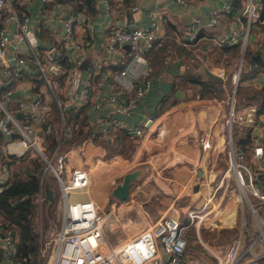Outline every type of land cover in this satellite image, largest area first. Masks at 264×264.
<instances>
[{"label":"built area","instance_id":"2783aa9c","mask_svg":"<svg viewBox=\"0 0 264 264\" xmlns=\"http://www.w3.org/2000/svg\"><path fill=\"white\" fill-rule=\"evenodd\" d=\"M221 1L223 6L213 9L207 20H193L189 32L190 39L185 43L198 42L203 36L209 38L206 35L199 36V33L207 32L212 26H216L225 14L232 11L234 2L240 3L236 17L241 26L224 35L218 36L215 33L211 37L215 43L231 46L238 43L242 37L245 48L252 23L258 20L264 25V0ZM18 2L19 0H0V166L10 160V155L21 157L29 152L38 154L45 161L44 171L51 169L60 183L62 222L54 237L52 255L49 260L47 258L45 264H190L192 257L187 253L188 229L192 225L181 220L178 215L162 214L126 239L115 244L110 242L105 223L106 216L113 211L109 208L111 201L105 209L98 202L99 188L96 186L92 168L96 164L95 160L86 161V165L80 163L72 166L70 170L68 168L71 162L67 163L70 153L85 161V143L88 139L81 138V141H84L82 147L80 141L59 152L57 145L51 156L46 154L47 139L55 127L51 115L54 104L60 111L62 126L64 114L70 109L82 107L86 115H89V112L101 113L90 123L97 125L100 138L109 137L111 131L119 128L140 136L144 128L150 127L155 119L152 116L144 118L136 125L130 124L126 118L132 114L153 85L152 66L144 53L162 44L157 28L158 11H152L153 21L146 27L107 28L105 42L112 51L123 44H129L133 49L130 53L132 59L123 69L118 72L109 71L105 68V61L101 60L93 71L84 72L81 69L82 57L90 52L92 45L90 40H79L76 27L77 24L83 23L85 14L71 13V6L58 0H41L43 17L39 26L52 30L54 38L64 43L63 57V53L56 50L54 45L39 44L37 33L30 26L32 18L29 6L26 5L21 11L18 9ZM106 5L109 9L112 8L109 0ZM136 8L133 6V9ZM259 35L264 36V29H260ZM63 58L66 59L64 65L61 62ZM238 74L237 72L233 75L235 84ZM219 76L223 82L226 81L225 70H221ZM255 82L264 85V78L259 76ZM103 83L109 85L108 92L99 91V86ZM229 99V109L223 121L228 131V181L224 195L230 190V179L234 178L238 205L241 215H244L241 222L243 229L238 232L231 245H218L214 249H208L216 259L214 264H264L261 261L264 257V132L252 135L249 145L252 155L247 157L246 150L237 146L234 141L233 126L237 124L241 130H247L249 127L252 129L258 107H238L235 103V93H232ZM19 113L23 114L18 115ZM82 126L81 136L86 130V126ZM204 145L208 146L207 143ZM53 157H56V163L53 162ZM5 169L0 178V191L9 177V171L6 172ZM215 196V192L210 195L209 201L213 203L207 201L201 210L189 212L198 229H207L206 225H203L206 217L214 210H220L225 199H215ZM47 200L42 182L35 196L40 217ZM120 202L113 201L115 206L120 205ZM211 209L213 211H209ZM247 216H252L259 227L255 237L252 234L255 231ZM128 221L132 223L133 219L128 218ZM196 224L194 225L197 229ZM38 229L39 249L34 256V264H42V258L50 245V241L43 238L41 221ZM244 233L251 237V241L245 245L241 243ZM0 264H28V258L18 252L16 232L6 228L2 220Z\"/></svg>","mask_w":264,"mask_h":264},{"label":"crops","instance_id":"0c3cea01","mask_svg":"<svg viewBox=\"0 0 264 264\" xmlns=\"http://www.w3.org/2000/svg\"><path fill=\"white\" fill-rule=\"evenodd\" d=\"M95 1L96 7L99 9L97 15L85 14L83 23L77 24L76 27V35L79 40H90L92 45L90 52L82 57L81 69L84 72L93 71L101 60L105 61V68L109 71L118 72L123 69L126 63L132 59L130 53L133 52V49L129 44H123L112 51L105 42L107 28L112 26L146 27L153 21L151 16L153 10L158 11L157 28L162 43L163 41L167 42V48L169 51L171 50V57L165 58L157 67L152 66L153 85L134 108L132 114L126 118L133 125L142 122L148 116L155 118L150 127L144 128V132L139 136V143L135 145L131 157L116 155L112 158L103 159L105 147L102 144L92 140L85 143V155L96 157L97 161L105 162L115 172L109 177L112 178V181L102 187L105 183V177L103 178L102 174L93 169L94 180L97 188H99L97 199L99 191L104 190L103 193L107 194L108 202L111 201L109 208L113 210V213L119 212V215H124V211L131 209L130 207L137 201L131 196L134 193H136V197L140 196L143 206H147L149 209L153 208V205L148 202L150 199L155 205L156 199L161 198L165 200L168 206L162 210L159 209L157 213L152 209L153 211L150 212L153 215L148 214L151 221L162 214H172L178 215L181 220L194 225L196 221L193 222L189 212L201 210L207 201L213 203L209 199L210 195L215 192V199L219 197L225 199H223L222 204H225L224 209L209 213L203 225H206L207 228L212 227V231L217 234L225 232L222 225H232L236 222L239 207L236 190L233 200L229 199L231 195L228 199V195H224L225 187L222 193L218 192L228 181L226 174L228 158L226 153L225 163L220 164L219 158L224 152H222V148H216L217 144L214 141L215 139L217 141L225 139L226 141L228 131L223 122L225 116L223 109L218 108L217 105L222 104L223 101L229 104L231 94L235 93V103L238 107L241 105H246L245 107L256 105L258 107L252 129L249 127L247 130H239L240 137L234 139L237 146L243 147L247 157L250 158L252 149L249 145L252 142V135H259L264 132V85L255 82L259 76L264 78V36L259 35V31L261 28L264 29V25L258 20L252 23L245 48L242 37L238 43L231 46L215 43L211 38L215 33L218 36L224 35L241 26V22L236 17L240 3L234 2L232 11L225 14L216 26H212V29L207 32L199 33V36L206 35L209 38L203 36L198 42L185 43L190 39L189 32L193 20L197 18L207 20L213 9L223 6L221 0H185V2H177L176 0H109L112 7L110 9L106 5L108 0ZM20 3L29 6L32 18L30 26L35 32H39L41 30L39 21L43 17L40 9L42 7L41 0H19L18 9L23 11ZM133 6L137 8L133 9ZM71 10V13H75ZM244 33L245 30H243ZM49 35L54 38L52 30L48 32L46 37H43V41L46 38L45 43L50 42L47 41ZM145 53L144 56L146 57ZM257 54H261L262 63L254 62L253 58ZM240 63H242L241 66ZM187 70L197 72L199 77L214 80L217 94L211 98L200 97L199 88L184 80V74ZM221 70H225L227 74L225 82L220 79L219 72ZM237 72L239 73L238 81L235 84L233 75ZM163 83H167V90L163 89ZM109 89V85L106 83L99 86L101 93L108 92ZM178 91H181V93L179 92L180 97L176 96ZM242 91L245 94L241 93ZM220 95L225 96V98L219 97ZM163 99L165 101L160 105ZM161 106L162 111L159 112ZM218 113H222L221 120ZM100 115L101 113L98 112H89V122L91 123ZM218 119L221 121L220 123H217ZM83 124L82 121L80 133L83 131ZM218 128L219 133H217ZM80 141L81 139L76 144ZM243 141H246L245 145ZM205 143L208 146H205ZM83 145L84 141H81V147ZM216 154L218 156L217 161H215L217 159ZM69 158L71 160L68 165L69 170L72 166L80 164L78 162L81 159L80 156L70 153ZM13 165L14 163L6 161L5 171L8 172ZM96 167H98L96 164L94 167L92 166V168ZM103 167L101 171L105 172L106 168ZM136 169L140 173L132 183L131 195L128 200L115 206L113 203L115 200L110 199V191L105 192V189L102 188L110 187V185L113 188L122 180V174ZM2 176L3 174L0 175V178ZM232 180L234 181V178L230 179L229 188L232 185ZM105 201L103 198L98 199L102 206ZM107 205L103 208L105 209ZM116 207L119 210H115ZM208 207L211 208L210 205ZM243 217L244 215H241L239 210V231L241 232ZM150 220L146 224L150 223ZM144 226L145 224L142 227ZM196 226V238L190 241L194 246L189 248L192 250L199 249L196 251L204 254L205 250H209L208 245L204 243L202 229H198L197 224ZM138 230L139 228L136 231ZM236 235L237 233H235V237ZM246 238L245 235L241 241L244 245L248 241ZM232 241L230 242L232 243ZM195 242H198L197 245ZM230 242L218 245L227 247L231 245ZM189 262L190 264L207 263L202 259L198 261L191 259Z\"/></svg>","mask_w":264,"mask_h":264},{"label":"trees","instance_id":"16d2710c","mask_svg":"<svg viewBox=\"0 0 264 264\" xmlns=\"http://www.w3.org/2000/svg\"><path fill=\"white\" fill-rule=\"evenodd\" d=\"M67 3L72 7L73 12H82L88 15H97L98 8L96 7L95 0H58ZM19 7V5H17ZM23 9L26 5H20ZM47 28L41 25V30L37 33L39 44L45 43L46 38L43 41V37H46L48 32ZM48 43L46 45H54L56 50L60 51L64 55L65 45L62 41H58L51 35L47 37ZM85 40V39H82ZM167 42L162 43L161 46L151 49L145 53L151 66L157 67L161 61L165 58L171 57V50H168ZM62 59V64L66 61ZM64 65V64H63ZM68 66V64H66ZM70 66V65H69ZM184 80L199 88V96L202 98H211L217 94L215 81L207 78L199 77L197 72L187 70L185 72ZM244 93L245 92H241ZM254 93V92H253ZM252 93V94H253ZM193 95V94H191ZM163 99L160 105L163 104ZM162 111V106L159 108V112ZM84 113V108L70 109L64 114V122L62 126L61 115L58 107L54 104L52 109V120L55 123L53 133L47 139L46 154H52L57 145L63 143L62 151H65L76 144L79 138L80 124L83 121L86 126V130L83 134L84 138L92 140L95 143L102 144L105 147V153L103 159L112 158L116 155H122L124 157H131L135 145L139 143L140 137L126 129H116L109 133V137L100 138L97 132V125H91L89 122V116ZM84 118L82 119V116ZM246 144V141H243ZM64 149V150H63ZM59 151V152H62ZM8 162L14 163L9 170V177L4 183V188L0 191V219L6 228L14 230L18 238V252L20 255L28 258V264H34V256L39 249V229L37 227L38 221V205L35 202V196L43 182L44 186L48 183L51 187L52 180L55 179V175L49 176L45 171V161L38 154L25 153L21 157L9 156ZM6 162V161H5ZM4 162V163H5ZM123 178V177H122ZM58 201L54 200L49 203L50 206L54 205ZM40 219V218H39ZM40 224V222H39ZM196 227L192 225L189 228L188 238L192 241L196 238ZM238 232L237 227L231 229H225V232ZM202 235L204 239L208 238L206 228H202ZM223 231V230H221ZM248 240V238L246 239ZM189 246V245H188Z\"/></svg>","mask_w":264,"mask_h":264},{"label":"rangeland","instance_id":"374dc122","mask_svg":"<svg viewBox=\"0 0 264 264\" xmlns=\"http://www.w3.org/2000/svg\"><path fill=\"white\" fill-rule=\"evenodd\" d=\"M219 97L225 98V96H223V95H220ZM217 107L223 109V114H226L227 111H228V104L225 103L224 101L222 102V104H218ZM221 114H219L220 120H221V117H222ZM220 120L218 119L217 123H220L221 122ZM239 130H241V129L238 127V125L234 124V126H233L234 139H238L240 137L239 136ZM217 133H219V128H218V132ZM81 138H84V136H81V134H79L78 140L81 139ZM63 143L64 142H62L60 146L58 145L57 148H58L59 151H62ZM214 143L217 144L216 145L217 149L222 148V152H224L219 158L220 164L223 165L225 163V160H226V159H224V157L226 156V153H227L228 141L227 140L225 141V139L217 141V139H215ZM49 156H51V154H49ZM216 156H217V154H216ZM92 159L95 160L96 165H98V167L94 168V171H98L100 174L103 175L102 176L103 178L105 177V183L102 185V187L103 186L105 187L106 184H108V183H110V181H112V178H109V177L111 175L115 174L114 169L113 168L112 169L109 168L110 165H107L105 162L99 161V163H98L96 157H89L88 155H86L85 161L79 160L78 162L79 163H83L84 165H86V163H87L86 161L91 162L90 160H92ZM214 160L215 159L213 158V161ZM217 160H218V156H217V159L215 161H217ZM70 161L71 160H67V163L70 162ZM53 162L56 163V157H53ZM4 166H5V163L2 166H0V174L4 173ZM103 166H105V168H106L105 172L101 171L104 168ZM46 173L49 176L54 174L53 171H51V169H49ZM224 187L225 186L220 188L218 190V192L222 193ZM51 188L53 189L55 200L58 199V201L54 205L50 206L49 205L50 202L47 200L44 203L43 207H42L41 217H40V214H39L38 215V221H37V227L39 226V222L41 221L44 240L45 241L46 240L50 241V245L46 249L45 256H43V258H42V264H45L47 258L49 260V256L52 255L51 250H52V248L55 245L54 244V241H55L54 237L56 236V232L60 228L61 222H62V213H63L62 209H63V207H62V202H60L61 201V189H60V183H59V181H58L56 176H55V179L52 180ZM102 189H105V192H107V191L109 192L110 191V195H111L110 199H113L116 202H120L121 201L120 199H117L112 194L111 185H110V187L107 186L106 188H102ZM235 190L237 191L236 184H235V181L232 180V185L230 187V190L227 191V195H228L227 199H228L229 195H231V198H229V199L233 200L234 195H235L234 194ZM103 192H104V190H100L99 191L98 199L99 198L105 199L106 201L103 203V206H105L108 203V197H107V194L103 193ZM131 196H132V198L136 199L137 201H135L133 203V205L130 207L131 209H129L127 211H124V215H119V212L118 213L111 212L110 214H108V216H106L105 228H106L107 236H108V238H109L111 243H114V244L118 243L119 241H121L124 238L128 237L131 233L136 231L138 228L139 229L142 228L143 224H146V222H148V220H150L148 214L153 215L150 212L152 209L154 210L155 213H157V212H159V209L162 210L163 208H166L168 206L164 199H161V198L159 200L156 199L157 201L155 202V205H154L153 201H151L152 199H150L148 202H150L153 205V208L149 209V208H147V206H143L142 199L140 198V196L136 197V193L132 194ZM227 199H226V201H227ZM101 202H103V201H101ZM224 206H225V204L222 205L220 207V209H224ZM238 207H239V205H238ZM245 208H246L245 210H246V213H247L248 212L247 206ZM115 210H119V209H117V207H116ZM239 210H240V207H239ZM239 210H238V213H237V216H236L237 217L236 222L234 224H232V225H224L223 224L222 225V227H223L222 229H231L233 227H237L238 231L240 230V227H239ZM105 211L108 213L107 210H105ZM215 212H216V210L213 211V213H215ZM240 213H241V210H240ZM251 214L255 217L254 213L251 212ZM128 218H132L133 222L129 223ZM247 218H249V223L252 225V227H253V229L255 231V232H252L253 236L255 237L256 234L259 232V227L255 225L254 219H253L252 216H247ZM207 224H209V223H207ZM135 228H137V229H135ZM207 231H209L211 233H205V234H208V238L204 239L205 242L204 241L203 242L208 245L207 247H212L213 249L216 246H218V244H220V243L221 244L222 243H228V242L232 241V239L235 238V234L233 232H231L230 230L228 232H219V234H217L216 232L212 231V227H211V228H207ZM188 234H189V229H188ZM237 234H238V232H237ZM245 235L248 238L247 243H249L251 241V237H249L246 233H244L243 239L245 238ZM190 239L191 238H189V246H188V249H187L188 251L187 252H188V255H190L192 257V259H195L197 261L199 259L200 260L202 259L203 261L207 262V264H214L216 262V259L212 255V252H211L210 249L209 250H205L204 254L202 252H197L196 251V250H199V249H196V250L190 249L189 248L190 246L191 247L194 246L193 243H190V241H191ZM197 239H199V238H197ZM195 243L197 245L198 242H195ZM42 245L44 247H46L45 244H42ZM256 249L258 250L259 248L257 247ZM261 261L264 263V257L261 259Z\"/></svg>","mask_w":264,"mask_h":264},{"label":"water","instance_id":"95a60500","mask_svg":"<svg viewBox=\"0 0 264 264\" xmlns=\"http://www.w3.org/2000/svg\"><path fill=\"white\" fill-rule=\"evenodd\" d=\"M14 26V25H12ZM254 62H259L262 63V57L261 54H257L254 56ZM252 61V63H254ZM162 87L164 90H167V83H163ZM181 91H178L176 93L177 97H180V93ZM23 113H19L18 115H22ZM140 171L138 169L133 170V171H129L126 172L123 175V178L120 182H118L113 188H112V194L117 198L120 199L121 201L126 200L129 196L131 187H132V183L135 179H137V177L139 176ZM45 190H46V197L48 199V201L52 202L54 200V192L53 189L50 187V185L47 183L45 185Z\"/></svg>","mask_w":264,"mask_h":264}]
</instances>
